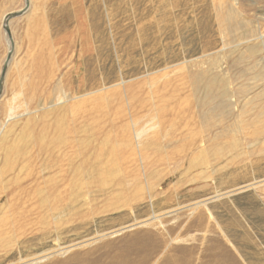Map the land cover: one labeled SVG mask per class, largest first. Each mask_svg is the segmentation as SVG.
Wrapping results in <instances>:
<instances>
[{"label": "rangeland", "instance_id": "rangeland-1", "mask_svg": "<svg viewBox=\"0 0 264 264\" xmlns=\"http://www.w3.org/2000/svg\"><path fill=\"white\" fill-rule=\"evenodd\" d=\"M89 1L31 0L35 9L24 19L27 0H0V78L13 49L7 38L15 42L0 93V264H117L124 251L119 239L145 231L167 247L158 246L155 261L165 256L184 264H264V253L255 254L248 239L258 236L255 230L264 220V205L256 198L264 190V0H117L136 9L123 14L134 23L121 30L127 40L120 60L129 80L113 94L111 109L124 106L123 119L106 133L116 130L121 136L127 130L123 124L132 121L147 130L157 109L167 122L159 127L171 126L170 140L164 133L163 138L138 137V144L136 139L121 142L125 187L145 189L135 202L125 198L93 210L104 199L93 187L85 194L88 203L75 208L68 230L32 236L20 226V187L43 184L48 154L66 142L56 133L66 54L59 49V29L55 44L48 39L51 22L66 10L90 9L92 3L84 6ZM23 9L4 32L2 17ZM72 27L67 23V33ZM39 64L42 74L35 72ZM162 98L161 104L153 103ZM112 141L93 134L89 153H104ZM109 186L105 181L104 188ZM167 201L170 206H164ZM136 210L146 212L142 220L149 224L114 233L141 221L124 223ZM113 219L119 224L109 228ZM14 234L19 238L11 243Z\"/></svg>", "mask_w": 264, "mask_h": 264}, {"label": "bare ground", "instance_id": "bare-ground-1", "mask_svg": "<svg viewBox=\"0 0 264 264\" xmlns=\"http://www.w3.org/2000/svg\"><path fill=\"white\" fill-rule=\"evenodd\" d=\"M14 1L18 0H10V4H13ZM27 1L28 8L25 12L24 9L21 10L22 13L24 12V19L30 17L35 9L31 0ZM89 4H91L90 9H85L81 13L66 10L60 13V17L52 19L51 22L48 39L52 44H55L57 29H59L62 32L60 35L62 43L59 49L66 54L65 59H61V64L65 63L67 67L63 106L56 108V119L60 123V128L56 133L59 132L60 135L64 136L66 142L53 147L48 154L50 155L47 161L49 167L43 175V184H37L33 189H26L25 186H21L18 199L21 202L18 207L17 203L13 202L18 211L17 219L22 221L20 226L29 230V235L32 236H54L61 229L68 230V228H71L76 220L75 208L88 203L89 197L86 198L85 194L93 187H97L104 195L102 204L93 207V210L119 205L122 199L125 198L130 203L135 202L138 199L136 195H143L145 189L138 186L131 187V189L125 187L126 181H129L121 168L120 147L124 146L121 142L125 143L127 140L129 145L131 139H136L134 142L138 144L140 142L138 137L142 138L143 135L148 139H150V136L152 138H163L162 135L165 133L166 137L163 139L168 140L171 136L170 125L163 129L159 127L160 122H167L157 109L153 111L154 116H151L152 122L150 121L149 125L146 126V128L148 127L147 130L138 127L132 121L123 124L127 130L120 131L121 136L116 130H111L109 135L106 133L109 125H114L123 119L121 116H123L124 106L120 104L114 110L111 109L114 101L113 94L118 93L121 90L120 87L123 88L129 80V73L124 69L125 65L120 60V46L127 40V38L122 37L121 30L133 26L134 23L124 19L123 14L129 13V11L134 13L136 7L123 8L117 3V0H90L85 2L84 6ZM12 19L9 15L2 17L1 26H3L4 32L9 33L10 30L8 29H10ZM67 23L73 24L72 30L68 33ZM6 43L9 48L13 45V49L11 57L8 55L3 66L4 71L2 70L1 73L0 90L2 87L5 89L6 77L15 56V42L13 43L11 38H7ZM48 46L54 53L53 47ZM122 70L124 74H122ZM35 72L42 74L41 64L35 67ZM163 99L156 100L157 102L153 101V103L161 104ZM125 103L129 102L125 101ZM28 104L31 105V103ZM26 106L24 105V107ZM25 110L26 108L22 112ZM168 120L171 121L172 118ZM141 121L143 120L141 119ZM93 134L97 138H100L103 134L106 135L113 140L114 146L105 150L104 153L90 154L89 142ZM152 144L154 143L151 142ZM130 155L135 156L134 153ZM129 156H126V158ZM105 181L110 183L108 188H104ZM159 195L164 196L163 192ZM215 196H221L219 190ZM24 202L28 205L25 208H20ZM170 204L171 202L167 201L164 206H170ZM129 214H131V211H129ZM145 214V211H133L131 214L133 218L124 223H131L139 219L141 221L134 222L114 233L132 227L148 225V220H142L143 217L147 216ZM116 215L114 218L119 217ZM109 221V228H115L119 224L116 223L117 219ZM16 238H19L18 234H14L13 238H10V242H14ZM118 242H122L121 251H124L117 257V264H184V261L174 259L176 257L171 259L162 256L155 261L154 259L160 253L159 247L163 244L162 242L156 243L147 231L121 238ZM161 248L167 249L165 245ZM127 256L133 258L128 259Z\"/></svg>", "mask_w": 264, "mask_h": 264}, {"label": "crops", "instance_id": "crops-1", "mask_svg": "<svg viewBox=\"0 0 264 264\" xmlns=\"http://www.w3.org/2000/svg\"><path fill=\"white\" fill-rule=\"evenodd\" d=\"M257 199H259L258 201L260 203H258V205L263 206L264 205V190L262 191H257ZM262 221L260 223V225L258 226L259 228H257L255 231H257L259 234L257 237H254L253 234H250L251 236L248 238L250 240V242H252L253 244V250L254 253L257 255H263L262 253H264L262 250H264V220H260ZM251 226L254 227L255 225L253 223H251ZM245 233V231H244ZM239 242V240H238ZM237 243V240H236ZM259 251V252H258Z\"/></svg>", "mask_w": 264, "mask_h": 264}, {"label": "water", "instance_id": "water-1", "mask_svg": "<svg viewBox=\"0 0 264 264\" xmlns=\"http://www.w3.org/2000/svg\"><path fill=\"white\" fill-rule=\"evenodd\" d=\"M22 13V11L21 12H18V13H13V14H11V15H9V17L10 18H14V17H16V16H18L19 14H21ZM4 71V70H3ZM1 79H2V77H1ZM0 79V80H1ZM1 86V85H0ZM1 91V90H0Z\"/></svg>", "mask_w": 264, "mask_h": 264}]
</instances>
